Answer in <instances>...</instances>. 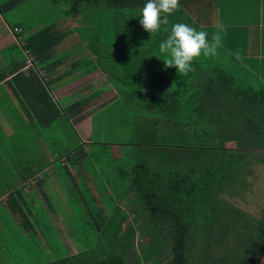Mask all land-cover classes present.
Wrapping results in <instances>:
<instances>
[{
  "label": "trees",
  "instance_id": "trees-1",
  "mask_svg": "<svg viewBox=\"0 0 264 264\" xmlns=\"http://www.w3.org/2000/svg\"><path fill=\"white\" fill-rule=\"evenodd\" d=\"M93 1L99 4L100 0ZM146 2L107 0V12L94 15L101 23L87 47L104 72L109 71L105 79L117 96L127 103L135 102V132L142 140L158 139L151 144H133V174L127 170L119 175L123 200L127 199V206L132 201V217L127 219L125 214L129 206L114 207L110 213L104 206L95 207L79 218L80 229L71 222L70 245L75 253H70L53 230L51 243L57 252L23 255L30 264H190L198 252L194 251L193 237L203 232L208 234L209 243L193 264H257L260 259L264 208L258 218L245 216L224 196L231 199L238 195L237 186L244 183L253 166L246 154L255 153L254 161L264 165V85L255 90L242 84L232 69L213 61L214 57L195 60L194 70L186 77L178 76L175 68L166 69L159 43L167 38L172 25L187 23L199 31L205 22L202 14L195 12L193 0H180L169 24L150 37L139 23ZM197 5L206 12L203 2ZM48 33L44 30L28 39V47H33L34 41H60ZM222 47L217 51L231 57L236 65L238 55ZM176 79L181 83L176 84ZM149 111V116L143 113ZM240 143L263 147L248 151L239 148ZM147 152H169L173 157L149 164L141 156L148 157ZM230 210L246 221L234 234L236 246L228 255L226 250L222 256L216 252L211 255L214 230H227L221 221ZM221 239L213 240L215 247ZM82 242L91 249L81 248Z\"/></svg>",
  "mask_w": 264,
  "mask_h": 264
},
{
  "label": "crops",
  "instance_id": "crops-1",
  "mask_svg": "<svg viewBox=\"0 0 264 264\" xmlns=\"http://www.w3.org/2000/svg\"><path fill=\"white\" fill-rule=\"evenodd\" d=\"M198 1L204 3L205 13L199 9ZM106 2L0 0V190L5 189L0 191V264H7L10 260L6 256V240H10V246L14 243L23 248L18 252L24 256L57 252L51 243L53 230L68 245L70 253H75L70 245L73 219L64 220L61 212L54 208L61 202L57 199L59 191L51 196L49 186L52 184L57 190L59 186L63 190L66 185L75 189L81 198L78 202L84 207L87 202L93 207L106 205L109 213L117 206L128 207L127 199L123 200L124 188L118 183L121 173L128 170L133 174V152L125 155L121 145L103 146L91 142L93 130L85 131L87 136L84 132L90 126L91 116L84 110L92 109L102 100L94 95L88 100L76 97L90 88L98 90L100 96L99 91L105 86L109 92H115L105 79L106 74L96 55L87 52L90 37L99 31L97 26L101 23L94 15L107 12ZM193 6L205 22L199 25V31H206L209 39L223 25L225 30L220 33L222 46H230L229 50L237 55L244 53L249 60L257 56V48L261 50V41H264V0H193ZM14 8L32 9L42 17V22L35 30L36 26L31 24L27 28L22 26V17L13 24L7 14L18 16L20 12ZM85 15H93V18ZM17 28L21 29L20 33L14 32ZM44 30L49 31L51 38L55 36L60 41H40L41 45L34 41L30 43L33 47H28L27 40ZM76 38L81 40L84 51L77 53V63L69 65L64 59L67 54L55 53L61 46L68 45L67 41L77 42ZM86 60L97 61L98 65H85ZM70 70L76 71L74 76L81 73L83 80L75 81L68 75ZM66 96L68 101L63 103ZM75 120L78 123H74ZM48 128L50 131L45 132ZM58 129V134L53 135ZM76 129H82V134L75 132ZM28 150L31 151L30 158L23 159ZM5 161L11 165L6 166ZM95 162L102 163L101 168L94 169L93 174L97 177L88 171V168L98 166ZM86 182L93 192L90 195L94 204L81 190V184L88 186ZM104 190L114 193L113 199L119 201L116 206H111L112 200L102 203ZM92 209L88 207L83 216ZM73 213L69 209L64 215Z\"/></svg>",
  "mask_w": 264,
  "mask_h": 264
},
{
  "label": "rangeland",
  "instance_id": "rangeland-1",
  "mask_svg": "<svg viewBox=\"0 0 264 264\" xmlns=\"http://www.w3.org/2000/svg\"><path fill=\"white\" fill-rule=\"evenodd\" d=\"M16 12H20V14H7V16L10 18L11 22L13 24H15V22H17L19 20V17H22L21 20H24V22H22V26H25V28H27L26 26L28 25H34L36 26L34 28L37 29V24L41 23V16L35 14L32 9H20V8H14ZM36 17H40V18H36ZM48 21V20H46ZM263 22H264V18H263ZM264 31V28H263ZM85 33V32H83ZM78 39V38H76ZM80 41V42H79ZM79 42V43H77ZM67 41L66 43H68V45L61 46L60 50L57 49V52L55 54H67V56H64L65 60H68V62L66 64L71 65L72 63H77L76 61V55L77 53H82L83 47L81 45V40L78 39V41ZM261 50L259 48H257V56H255L254 58H251V60H249L250 58L248 56H245L244 53L243 54H238L239 58L237 59V63L236 65H234L233 63H231L230 59L231 57L228 59L226 58V56L223 54L221 55V52L217 51V55L214 56V60L215 62L219 61L221 64L223 62V65L228 66V68H230L229 70L232 69L234 75L237 74V76L240 78L242 84H249L251 85V87L255 90L260 89L259 86L261 85V83L264 85V41H261ZM97 47H99L98 44H96ZM258 46H259V41H258ZM230 46L228 45H223L222 50L226 49ZM260 54V55H259ZM74 58V59H72ZM92 58V56H91ZM205 57L201 56L199 58V60H204ZM63 60V61H65ZM85 65H89V66H93L94 64L98 65L97 61L93 62L92 60H90V62L84 61ZM76 71H69L70 76H73L75 81H82L83 79L80 78L81 77V73L80 75H75L74 73ZM109 71H105L106 75H109L110 73H108ZM113 77L116 75L115 73H112ZM178 75V74H177ZM179 76V75H178ZM65 76H63L64 78ZM246 77L249 79V81H244L246 80ZM80 78V79H78ZM110 80V79H108ZM118 80V78H117ZM252 83H251V82ZM176 84L181 83V79H176ZM111 85V84H110ZM108 87L105 86L103 89H101V94L99 96L98 90H93V88L87 89L86 91H83L84 93H86L87 95H84V93H79L76 95V97H79L80 100L82 99H89L90 95H94L96 98L98 96V98H100L102 101H100L99 104H97L95 107H93L92 109L89 110H84V112L86 113V115L88 116H93L95 115V117H90V123L84 132L89 129V130H93V133L91 134L92 136L91 142H96L98 144H105V145H121V147H123L122 151L125 155H130L132 153H125V151H132V148H134L132 145H138V144H142L144 142H150L154 143L156 141H158L157 138H153L150 137V140L147 141V138H145L144 140L141 139V135L137 134L135 132V128H137V124L135 123L134 120V104L131 103H127L126 100H124V98H121L120 96H117V93L114 89L115 92L111 93L108 90ZM80 90V89H79ZM90 90H93L92 92H88ZM106 90V91H105ZM105 91V93H104ZM116 96V97H115ZM75 97V96H74ZM75 97V99H76ZM69 97H64L63 98V103L64 101H68ZM73 98L70 99V101ZM63 105V104H62ZM70 112V110L68 111ZM145 113V115L149 116V112H143ZM144 118H142L143 120ZM74 123H78L76 120L73 121ZM261 122V121H260ZM50 129L48 128L45 132H49ZM59 129L54 133L58 134ZM61 132V131H60ZM75 132H79L82 134V129H76ZM86 136L88 133H86ZM50 136V135H47ZM85 139V138H84ZM241 149L244 150H248V151H261V147H263L261 144L255 143H240V146H238ZM136 148V147H135ZM148 154H150L149 152H147ZM147 154V155H148ZM246 154V153H245ZM248 159L250 161H253V166H251L248 171H247V175L244 178L245 181L243 184H241L240 186H237L236 191L238 192V195L229 199L227 196H224V199L229 201V203L232 205V207H234L235 209H239L245 216H251L254 218H258L260 215V211L264 208V165L262 164H257L254 160L256 158V154L255 153H250V154H246ZM31 156V151H26V155L23 156V159L26 158L27 160L30 158ZM143 158H145V160L151 164V163H155L158 161H165L166 162V158L169 157H173L172 154H170L169 152H164V153H159V152H155V153H151L150 155H148V157H145V155L143 156V154L141 155ZM150 156V157H149ZM139 157V156H138ZM32 158H34V155H32ZM39 158L40 155H39ZM128 158H125L124 160H127ZM134 161V158H131ZM96 163V162H95ZM6 166H8V164L11 165V163L9 161H5ZM121 164V163H120ZM124 164V163H123ZM95 167H90L88 168L89 173H91L90 175L92 176H96V174L94 173V169H99L102 166V163H96ZM94 166V165H93ZM118 167V166H117ZM120 167V166H119ZM10 169V167H8ZM119 173V172H118ZM42 176H46L45 174L41 173ZM100 179V178H99ZM8 182L6 183V188L8 187ZM80 184V183H79ZM86 185H82L81 184V190L87 194L86 197H89L92 201L91 195L93 194L92 190H90V186L89 184L86 182ZM101 185V184H100ZM246 185V186H245ZM51 188V196L54 195V192L59 191L60 193H58L57 195V199H59L58 201H60L61 203H56L54 205V208H57V210H59L61 212V214L64 217V220H67L66 218H71L73 219L72 221L75 220V226H77L79 229L83 226L81 225L82 223L80 222L81 219H79L80 217L83 216V214L85 212H87V208L88 207H84L82 206V204H80L78 201L81 200V198L78 197V193L77 191L71 187H69V185L64 186V189L61 190V187L59 186L58 190L56 188H54L53 184L51 186H49ZM248 187V188H246ZM83 188V189H82ZM244 189V191H243ZM88 190V191H87ZM1 192H4V190H0ZM10 190H8L7 192H9ZM71 192L73 193V195L71 194ZM53 194V195H52ZM62 195V196H61ZM114 193L111 190H104L102 193V203H105L106 201L112 200L111 206H116L115 203H117V200L113 199L114 197ZM55 198V196H54ZM65 202H67V204H65ZM48 203V201L46 202ZM94 200L92 201V204H94ZM119 203V201H118ZM117 203V204H118ZM53 204V203H52ZM129 208H127L126 212V216L127 219L132 217L133 214V208L132 207V201H130L128 203ZM89 207L95 208L91 205V203H89ZM106 207V205H105ZM71 209L74 213L71 214H66L65 213L68 212V210ZM106 209H108V207H106ZM136 211V209L134 210ZM235 211L230 210V212L224 217V221H221V225L223 228H226L227 230L225 232L221 231V230H214V237L211 239V244L213 245L212 249L210 250V254L213 255L216 252L217 256H222L224 255V252L226 250L227 255L228 253L234 249V247L236 246V242L237 239H234V234L236 232L240 231L241 228V223L242 222H246L243 221L241 219V215H238L237 213H233ZM88 214H86L85 216H87ZM75 218V219H74ZM232 219V220H231ZM231 220V223L229 222ZM77 222H79V224H76ZM54 225V223H53ZM231 226L228 230V227ZM55 227V226H54ZM83 235V234H82ZM81 235V236H82ZM193 235V232H192ZM195 236V233H194ZM195 238L193 240V244H194V251H198L196 255H193V261L197 262L198 259L200 257H202V255L200 253H203L201 251V248H203V250L206 248V245L209 243L208 241V234L200 233V237H193ZM206 238V239H203ZM218 238H222L218 247H215V242L213 241L214 239H218ZM10 240H6L4 243L7 244V258L10 259L8 260L7 264H30V262L25 261V259H23V255H21L20 249L18 246H16L14 243H12V245L10 246L9 244L11 242H8ZM205 242V243H204ZM22 247V246H21ZM80 247L84 248V250H88L91 249V245H89L86 242H82L80 243ZM15 251V252H13ZM16 254V255H15ZM11 260L13 262H11ZM193 261L190 262V264H193Z\"/></svg>",
  "mask_w": 264,
  "mask_h": 264
},
{
  "label": "clouds",
  "instance_id": "clouds-1",
  "mask_svg": "<svg viewBox=\"0 0 264 264\" xmlns=\"http://www.w3.org/2000/svg\"><path fill=\"white\" fill-rule=\"evenodd\" d=\"M179 6L180 0H147L141 10L139 23L151 37L161 30L162 25L169 24V16ZM224 30L221 25L209 39L206 31H197L187 23L173 24L167 38L159 43L165 68H175L180 77H186L194 70L192 65L195 60L201 56L210 58L217 55L221 46L220 33Z\"/></svg>",
  "mask_w": 264,
  "mask_h": 264
},
{
  "label": "water",
  "instance_id": "water-1",
  "mask_svg": "<svg viewBox=\"0 0 264 264\" xmlns=\"http://www.w3.org/2000/svg\"><path fill=\"white\" fill-rule=\"evenodd\" d=\"M257 264H264V248H263V251L261 253L260 259H259Z\"/></svg>",
  "mask_w": 264,
  "mask_h": 264
},
{
  "label": "built area",
  "instance_id": "built-area-1",
  "mask_svg": "<svg viewBox=\"0 0 264 264\" xmlns=\"http://www.w3.org/2000/svg\"><path fill=\"white\" fill-rule=\"evenodd\" d=\"M14 32L15 33H20L21 32V29H18V28L17 29H14Z\"/></svg>",
  "mask_w": 264,
  "mask_h": 264
}]
</instances>
